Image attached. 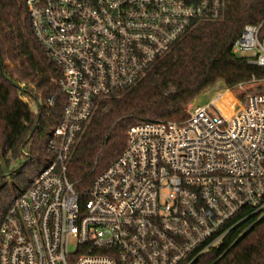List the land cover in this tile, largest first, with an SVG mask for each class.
<instances>
[{
    "label": "built area",
    "instance_id": "2783aa9c",
    "mask_svg": "<svg viewBox=\"0 0 264 264\" xmlns=\"http://www.w3.org/2000/svg\"><path fill=\"white\" fill-rule=\"evenodd\" d=\"M23 2L60 70L64 105L47 140L50 162L0 223V264H193L264 216V77L222 83L183 120L129 126L85 199L66 175L99 102L138 83L197 24L221 18L225 0ZM263 24L244 25L232 52L264 68Z\"/></svg>",
    "mask_w": 264,
    "mask_h": 264
},
{
    "label": "trees",
    "instance_id": "16d2710c",
    "mask_svg": "<svg viewBox=\"0 0 264 264\" xmlns=\"http://www.w3.org/2000/svg\"><path fill=\"white\" fill-rule=\"evenodd\" d=\"M263 18L264 0H225L221 18L197 24L138 83L101 100L67 164V178L81 198L121 154L132 124L141 119L183 120L188 102L215 81L232 87L251 75L264 77L263 67L232 52L243 26ZM59 76L31 31L23 0H0V223L51 160L47 140L64 105L56 84ZM50 96L55 97L53 105L46 103ZM193 264H264V216L251 226L247 222L236 227Z\"/></svg>",
    "mask_w": 264,
    "mask_h": 264
},
{
    "label": "rangeland",
    "instance_id": "374dc122",
    "mask_svg": "<svg viewBox=\"0 0 264 264\" xmlns=\"http://www.w3.org/2000/svg\"><path fill=\"white\" fill-rule=\"evenodd\" d=\"M222 85L221 80H217L211 85L207 86L200 94H198L196 97H194L188 104L186 105L189 106L191 103L193 106H198V105H203L205 104L210 97L214 95V93L220 88ZM255 91V90H253ZM15 163L14 161L11 162V164Z\"/></svg>",
    "mask_w": 264,
    "mask_h": 264
}]
</instances>
